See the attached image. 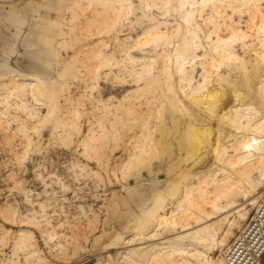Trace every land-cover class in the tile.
Returning <instances> with one entry per match:
<instances>
[{
  "label": "rangeland",
  "instance_id": "1",
  "mask_svg": "<svg viewBox=\"0 0 264 264\" xmlns=\"http://www.w3.org/2000/svg\"><path fill=\"white\" fill-rule=\"evenodd\" d=\"M195 1L0 0V264H204L152 251L221 257L264 202V0Z\"/></svg>",
  "mask_w": 264,
  "mask_h": 264
},
{
  "label": "bare ground",
  "instance_id": "2",
  "mask_svg": "<svg viewBox=\"0 0 264 264\" xmlns=\"http://www.w3.org/2000/svg\"><path fill=\"white\" fill-rule=\"evenodd\" d=\"M205 1H207V0H201V1H199V4L201 5V6H204L205 5ZM188 3V5H189V9H186V12H185V14H184V18H185V20H188L191 16H192V14L194 13V8H195V6L197 5V3L198 2H196L195 0H183V4H182V6L184 5V3ZM243 37L241 36V39H242ZM225 40V39H224ZM227 40V39H226ZM228 41V40H227ZM225 48V47H224ZM177 61V60H176ZM185 63H179L178 65H177V69L179 70V73L183 76V74H184V72H185V67H183V65H184ZM7 67V66H6ZM9 69V68H8ZM181 80V79H180ZM182 80H185V79H182ZM237 108H239V107H237ZM234 109V108H233ZM232 109V110H233ZM236 109V108H235ZM234 109V111H235V113H236V110ZM239 111H241V109H239L238 111H237V113H236V115L238 114V116H239V118L241 119V118H243V117H240V115L242 116L243 114H239L240 112ZM51 112V111H50ZM242 112V111H241ZM50 114V113H49ZM44 117H46V116H44ZM248 117V116H247ZM245 118L244 117V119H243V121L245 120H247L246 122H248V118ZM44 120V119H43ZM263 122V121H262ZM263 124V123H262ZM259 126H261L260 124H259ZM260 129V128H259ZM258 129V130H259ZM263 129V128H262ZM226 147V146H225ZM235 147V153H234V159H235V162H233V163H235V165L237 166V164L238 165H241L242 166V170H240V171H243L242 172V174H245L244 173V171L245 170H247L248 168H249V166L252 164V162L253 161H255V159H256V157L254 158V155H255V152L256 151H258V150H260V149H262L263 148V142L260 140V139H258L257 137H255V136H251V137H249L248 139H238L237 141H236V145L234 146ZM227 148V147H226ZM225 148V149H226ZM233 148V147H232ZM234 149V148H233ZM263 150V149H262ZM261 150V151H262ZM234 151V150H233ZM259 152V151H258ZM229 155V154H228ZM230 156H231V154H230ZM229 158V157H228ZM232 162H230V165L231 164H233ZM237 163V164H236ZM229 165V166H230ZM234 165V164H233ZM235 165H234V169H235ZM232 166V165H231ZM253 166V165H252ZM233 167V166H232ZM238 167V166H237ZM263 167H264V163H263ZM239 168V167H238ZM252 168V167H251ZM237 172H238V170L239 169H235ZM257 170V169H256ZM259 170V169H258ZM263 171V170H262ZM259 172V171H258ZM260 174H263V173H260ZM250 175V174H249ZM259 176V175H258ZM241 177V176H240ZM244 177V176H243ZM249 177V176H248ZM248 177H245V178H248ZM231 178V177H230ZM203 179V178H202ZM206 179V178H205ZM202 180L203 181V183L201 184V185H204V183H206L205 181L206 180ZM211 179V178H210ZM243 179V178H242ZM212 180H214V178L212 177ZM217 180V179H216ZM244 180H247V179H244ZM259 180H261V178H259ZM211 181V180H210ZM255 181V180H254ZM208 182V181H207ZM222 182V181H221ZM220 181H219V179H218V183H221ZM239 182V185H241V182L240 181H238ZM237 182V183H238ZM217 183V184H218ZM223 183V182H222ZM215 185V184H214ZM213 185V188L215 187ZM223 185L224 184H221V187H222V189H223ZM228 186V185H227ZM238 186V185H237ZM219 188H220V186H218ZM218 187H217V189H218ZM251 187H252V185H251ZM238 188V187H237ZM224 189H227L226 187L224 188ZM212 190V189H211ZM209 191V192H212V191ZM216 190V189H215ZM215 192V191H214ZM213 192V193H214ZM221 192H223L224 193V191H220V193ZM203 193V192H202ZM201 193V194H202ZM200 194V195H201ZM222 194V193H221ZM199 195V196H200ZM202 195H204V193L202 194ZM218 195V194H217ZM220 195V194H219ZM218 195V196H219ZM192 196V194H191V192H186V198H184L185 200H187L188 202H192L191 201V197ZM211 196V195H210ZM216 194L213 196H211L212 197V199H215L216 197ZM215 197V198H214ZM200 198V197H199ZM205 198V197H204ZM218 198V197H217ZM223 198V197H222ZM211 199V198H210ZM210 200V202H209V204H212V210H223V209H225L224 207H225V205L223 206V205H220L219 203H217V202H213V200ZM183 200V199H182ZM181 200V201H182ZM217 200V199H216ZM220 200V198H218V200L217 201H219ZM209 201V200H208ZM212 201V202H211ZM158 202H161V201H158ZM157 202V203H158ZM207 202V201H206ZM253 202H255V200L253 201ZM252 201L250 202V203H253ZM162 203V202H161ZM159 204V205H162V204ZM196 205H197V203H196ZM188 206V205H187ZM201 206V205H200ZM199 207V206H198ZM197 207V208H198ZM153 208V207H152ZM157 209H155L154 211H152V209H150L151 211L149 212L148 211V214L146 215V216H148V217H152V216H150V214L151 215H155L156 217L158 216V219H164V220H166V219H169L170 220V222L172 223L173 222V225L176 223V222H178V221H181V220H185V222H186V219H187V215L189 214V213H187L188 212V208L187 207H185V206H183V204H182V202H180L179 201V203L177 204V209L176 210H171V211H169V212H161V213H156V210H159L160 209V206L159 207H156ZM201 208V207H200ZM200 210H202V209H200ZM174 211H176V213H174ZM186 211V212H185ZM180 212H183V213H180ZM216 212V211H215ZM181 214V215H179V216H175L176 214ZM212 213H213V211H212ZM245 213L246 212H243V213H241V214H238L239 215V217H240V215L244 218L245 217ZM182 214H183V216H186V218L184 217V218H181L180 219V216L182 217ZM187 214V215H186ZM191 214L192 215H190L189 216V220H190V217L191 216H194V215H196L195 213H192L191 212ZM204 214V213H203ZM208 213H207V216L206 217H208ZM178 217L179 219H176L175 218V220H177L176 222H175V220H174V218L173 217ZM196 217H197V220L198 221H200V220H203V218L204 217H202V216H200V215H196ZM238 217V218H239ZM241 217V218H242ZM242 218V219H243ZM148 218L146 217V219H143V222L141 223V224H146L145 222V220H147ZM150 219V218H149ZM153 219H154V217H153ZM152 219V220H153ZM159 220V221H160ZM183 220V221H184ZM188 220V219H187ZM161 221H163V220H161ZM182 221V222H183ZM167 222V221H166ZM184 222V223H185ZM159 223V222H158ZM165 223V222H164ZM171 223H170V225H171ZM233 223V221L231 222V224ZM236 223V222H235ZM178 224V226H179V224H181L180 222L179 223H176V225ZM175 225V226H176ZM146 226V225H145ZM180 226H182V228H183V223H182V225H180ZM184 226H186V224H184ZM212 225H205V226H202V227H199V228H196V229H194L192 232H190L191 234H189V232H188V234H189V239H191L192 241H194V242H197V243H206V242H209L210 241V243L212 242L213 244L214 243H217V242H220V243H218V245H221V250H224V243H223V239H218V237L217 238H215V231L213 232V228L211 227ZM175 228H177V227H175ZM20 231V233H19V235H21V236H23V235H25V229H20L19 230ZM24 233V234H23ZM187 234V233H186ZM187 234V235H188ZM236 236V235H235ZM184 236H177V240H182V238H183ZM225 237V236H224ZM223 238V237H222ZM218 239V240H217ZM226 239V238H225ZM181 242V241H180ZM17 244V248L19 247V244H20V242H19V244L18 243H16ZM230 244V243H229ZM229 244L227 245V247L229 246ZM21 245V244H20ZM207 245V244H206ZM159 247V246H158ZM211 247V246H210ZM226 247V248H227ZM215 248V247H214ZM226 248H225V250H226ZM225 252V251H224ZM224 252H223V254H224ZM166 254V257L168 256V258H170V257H172V255L174 254V253H183V255L185 254V255H187L186 257H188V256H190V257H192V258H194L195 257V259H198V260H200L201 262H206V263H204V264H226V262H225V259H224V255L223 256H221V257H217V258H212V257H210L205 251H203V250H199V249H197V248H188V247H186V246H183V245H180V243L178 242V243H173V244H171V245H167V246H161V247H159V248H156L154 251H152V254H155L156 256L159 254V255H163V254ZM164 254V255H165ZM154 255V256H155ZM154 257V258H159V256H157V257ZM189 257V258H190ZM161 260H162V257L160 258ZM178 262V261H177ZM200 262V263H201ZM175 263V262H174ZM260 263V261H258V263L257 264H259ZM179 264V263H178ZM188 264H198V263H193V262H191V261H189L188 262ZM202 264V263H201Z\"/></svg>",
  "mask_w": 264,
  "mask_h": 264
},
{
  "label": "built area",
  "instance_id": "3",
  "mask_svg": "<svg viewBox=\"0 0 264 264\" xmlns=\"http://www.w3.org/2000/svg\"><path fill=\"white\" fill-rule=\"evenodd\" d=\"M226 264H257L264 257V202L258 203L224 252Z\"/></svg>",
  "mask_w": 264,
  "mask_h": 264
}]
</instances>
